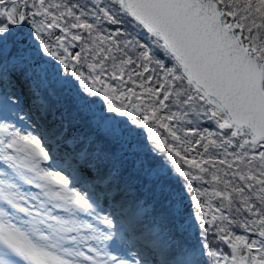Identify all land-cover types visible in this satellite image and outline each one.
<instances>
[{"label":"snow or ice","instance_id":"obj_1","mask_svg":"<svg viewBox=\"0 0 264 264\" xmlns=\"http://www.w3.org/2000/svg\"><path fill=\"white\" fill-rule=\"evenodd\" d=\"M0 264H264V0H0Z\"/></svg>","mask_w":264,"mask_h":264},{"label":"rangeland","instance_id":"obj_2","mask_svg":"<svg viewBox=\"0 0 264 264\" xmlns=\"http://www.w3.org/2000/svg\"><path fill=\"white\" fill-rule=\"evenodd\" d=\"M26 190L36 191L35 189H29L28 186H25ZM223 246V245H222Z\"/></svg>","mask_w":264,"mask_h":264},{"label":"trees","instance_id":"obj_3","mask_svg":"<svg viewBox=\"0 0 264 264\" xmlns=\"http://www.w3.org/2000/svg\"><path fill=\"white\" fill-rule=\"evenodd\" d=\"M214 243H215V242H214ZM221 247H224V246L221 245Z\"/></svg>","mask_w":264,"mask_h":264}]
</instances>
